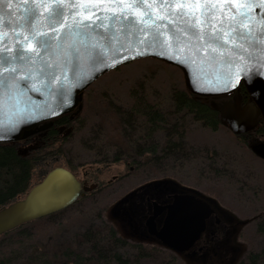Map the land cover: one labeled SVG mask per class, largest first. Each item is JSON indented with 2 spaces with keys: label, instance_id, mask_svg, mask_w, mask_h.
<instances>
[{
  "label": "water",
  "instance_id": "1",
  "mask_svg": "<svg viewBox=\"0 0 264 264\" xmlns=\"http://www.w3.org/2000/svg\"><path fill=\"white\" fill-rule=\"evenodd\" d=\"M214 2L216 13L210 26L196 27L193 31L188 29L183 16L173 15L180 11L177 5L181 0L170 3L119 0L118 4L114 0H76V3L62 0L59 5L55 0H4L0 3V52L5 57L16 42L24 41L25 36L31 37L34 32L48 33L55 29L63 34L65 30L59 25L73 17L89 20L102 12L123 9L134 21L142 23L132 26L125 20L121 22L122 28L121 23L105 20L98 33L53 36L47 47L30 55L25 63L0 64V75L5 78L28 76L15 89L0 87V135L4 137L0 144H16L47 128L53 119L79 109L82 94L100 76L145 58L177 67L183 74L186 91L196 96H224L242 85L252 103L241 106L238 97L219 105L213 102L211 106L219 112L220 123L235 134L253 129L258 117L264 124V31L260 30L264 0L247 3L250 15L240 19L235 33L229 31V20L241 6L240 0ZM56 7L63 8L64 13L59 24L50 27L48 13ZM221 16L223 25L217 23ZM29 44L36 47L33 39L23 47ZM93 51L99 56L97 63L88 59ZM17 68L22 70L15 71ZM254 151L264 157V143L254 147ZM94 186H83L64 167L50 169L22 198L0 207V235L67 208ZM164 209L163 221L155 229L154 220ZM210 212L208 201L195 194L175 195L172 203L154 208L149 217L150 233L170 251L185 253L204 230Z\"/></svg>",
  "mask_w": 264,
  "mask_h": 264
},
{
  "label": "rangeland",
  "instance_id": "2",
  "mask_svg": "<svg viewBox=\"0 0 264 264\" xmlns=\"http://www.w3.org/2000/svg\"><path fill=\"white\" fill-rule=\"evenodd\" d=\"M172 86L186 90L183 74L177 67L151 58L123 64L100 76L82 94V109L77 114L78 122L74 124L72 134L65 135L61 142L56 140L40 146L38 150L40 153L50 151L48 148L50 146H59L60 150L51 152L50 159L39 160V166L33 173L31 186L38 183L50 169L58 166L69 169L80 180L86 173L92 172L93 178L95 180L98 178L103 183L111 179L112 175L125 174L119 187H117L118 183H113L116 188L110 193L94 190L89 196L79 197L62 212L52 215L48 222L42 220L30 227L35 234L34 249L38 252L45 251L49 264H63L62 258H58L61 255V248L68 243L69 247L74 248L73 234L76 231H81L88 222H96L94 219L96 215L106 219L107 208L115 198L134 186L152 179L170 177L206 196L214 194L219 198L221 205L232 208L241 218L250 217L262 209L260 203L263 204L262 200L264 201L262 189L264 179L262 181V177H259L260 181L257 178L258 173L255 172L257 165L254 168L250 167L255 158L247 148V142L242 143L222 126H219L217 130H211L192 123V120L187 118L189 125L184 132L191 157L177 168L176 172L169 175L165 173L147 177L139 171L128 175L129 162L107 165L90 163L91 154L83 148V144L99 119L94 108L99 105L100 96L110 98L114 104L126 107L130 102L128 91L136 88L137 92H143L148 100L159 107H164L168 104V93ZM17 147L19 150L23 149L18 144ZM67 162L71 163L73 168H70ZM215 167L218 168L217 171H214ZM23 196L24 194L18 198ZM233 198L234 201L231 202ZM259 237L255 235L252 224L243 230L244 241H241L245 243V252L260 250L264 247V238ZM145 247L153 257L141 259L140 264H159L161 261L167 264L170 259L173 264H199L187 257L156 250L152 246ZM245 252L239 254L238 260ZM127 253L133 256L131 254L133 251L128 250ZM17 264L23 263L17 261Z\"/></svg>",
  "mask_w": 264,
  "mask_h": 264
},
{
  "label": "trees",
  "instance_id": "3",
  "mask_svg": "<svg viewBox=\"0 0 264 264\" xmlns=\"http://www.w3.org/2000/svg\"><path fill=\"white\" fill-rule=\"evenodd\" d=\"M137 90L131 88L128 91L130 102L126 107L100 96L99 105L94 108L99 119L83 148L91 154L90 163L93 164L129 162L133 155L135 165L144 171L151 170L153 176L172 174L191 157L190 147L183 141L184 130L189 125L187 118L215 130L218 125L216 112L208 103L195 101L185 89L175 86L169 90L168 104L164 107L154 104ZM134 123L135 136L131 133ZM49 133L54 134V131ZM48 148L47 153L38 151L28 155L20 153L16 144H0V207L25 194L39 160L50 159L54 151L60 150L59 146ZM63 210L0 235V264H17V261L49 264L46 252L34 249L35 234L30 227L42 220L48 222L52 215ZM94 219L96 222H88L81 231L73 234L74 248L69 247V243L61 248L58 258H62L63 264H140L141 259L148 256L144 254L149 251L147 247L126 242L101 215ZM128 250L136 255L129 256ZM159 264L166 263L161 261ZM167 264H173L172 260ZM236 264H264V247L249 251Z\"/></svg>",
  "mask_w": 264,
  "mask_h": 264
},
{
  "label": "flooded vegetation",
  "instance_id": "4",
  "mask_svg": "<svg viewBox=\"0 0 264 264\" xmlns=\"http://www.w3.org/2000/svg\"><path fill=\"white\" fill-rule=\"evenodd\" d=\"M186 93L197 102L208 103L211 109L216 112L218 125L215 130H217L219 126H222L228 129L231 134H233L239 140H241L242 143L247 142V148L255 158V160L252 161L254 163H251L250 167L253 166L254 168L256 165L258 166L255 172L258 173L257 178L262 177L263 181L264 157H261L254 151V147L260 145V143H264V124L261 117H258L256 126L250 131L235 134L228 127L223 126L220 123L219 112L211 106L213 102L219 105L223 101H233L234 97L240 98L241 106L246 103H252L244 87L240 85L234 92L230 94L211 98L196 96L189 93L188 91H186ZM141 94H143V92H141ZM169 94L170 93H168V95ZM81 109L82 104L80 102L79 109L53 119L50 123V126L47 128L38 130L29 137L18 141L16 145L18 144L23 147V149L19 151H21L23 154L29 155L36 151L38 152L42 144H50L56 140H60L61 142L65 135L73 133L74 124L78 122L77 114ZM51 130L54 131V134L50 135L49 132ZM131 130L132 135L134 134L133 136H135V123L133 124ZM183 141L188 145V143L185 141V138ZM129 159V163L124 160L109 163H128V175L134 174L135 171H139L147 177L152 176L151 170L144 171L135 165L136 160L133 158V155H130ZM131 162L134 163L130 164ZM107 164L108 163H104V165ZM217 170L218 168L215 167L214 171ZM92 174L94 173H86L81 178V180L76 177L85 187L95 185L90 191H86L84 195L80 197L89 196L92 191L97 189L104 191V193H110L116 188L113 186V183H118L117 187H119V185H121V181L125 178V174L112 175L111 179L103 183L98 178L95 180ZM92 179L95 182H93ZM158 181L166 182H164V184L155 186L154 183ZM262 189L264 190V188ZM182 193H192L205 199L211 206V212L205 221L204 230L200 233L193 247L185 253L177 254L162 246L150 233L152 226H150L149 217L153 214L155 207H164L172 203L173 197ZM232 201H234V198L231 200V202ZM262 202L263 204L260 203L262 206L261 210L250 217L241 218L233 211L232 208L221 205L219 198L216 195L213 194V196H206L194 188L182 185L176 179L162 177L134 186L126 192H123L119 197L115 198L107 208V217L105 220L111 225L117 235L128 243L140 246H152L159 248L161 251L167 250L175 255L193 259L199 264H236L240 260H238L239 254L245 252V243L242 242L244 241L242 238V233L247 226L252 224L254 226L255 235L264 238V201L262 200ZM113 208L114 210L112 213ZM165 213L166 210L164 209L162 213L154 220L155 229L160 227ZM248 252L246 251L241 258H243ZM131 254H133V256L136 255L134 252ZM144 254H148V256L153 257L151 252H144Z\"/></svg>",
  "mask_w": 264,
  "mask_h": 264
},
{
  "label": "snow or ice",
  "instance_id": "5",
  "mask_svg": "<svg viewBox=\"0 0 264 264\" xmlns=\"http://www.w3.org/2000/svg\"><path fill=\"white\" fill-rule=\"evenodd\" d=\"M4 0H0V3H3ZM57 5H59L62 0H55ZM72 3H76V0H70ZM134 2L139 3L141 0H134ZM161 3H170L171 0H160ZM251 2V0H240V5L236 10V15L231 16L229 20V31L235 33L236 25L239 23L240 19L247 17L250 15L249 11L246 10L247 3ZM114 3L118 4L119 0H114ZM186 5L188 6L186 8ZM198 5V7H197ZM177 7L180 9L178 13H174L173 15L177 16H183L188 24V29L195 30L196 27H200L201 29L204 27H209L210 23L212 21L213 15L216 13V5L214 0H181V3L177 5ZM74 10V9H73ZM99 11V10H97ZM64 13V9L61 7H56L52 11L48 13V19H49V26L53 24H59V19L61 15ZM141 16L144 15V13L140 14ZM53 17L55 19H53ZM105 20L116 23H121L122 21H129V23L132 26H135L137 22L142 23V21H134L132 16L126 11V10H111L99 13L96 16H93L89 20H83L79 17H73V19L70 22H67L65 24H60V28L64 29V33H60L59 31L53 29L52 31L48 33H40V32H34L31 37L25 36L24 41H18L16 42L14 48L11 50L10 55L8 57H5L2 52H0V64L3 63H11L13 65L15 64H23L28 60V57L32 55L33 53H38L42 48L47 47L52 40L53 36L60 37L61 35L66 36H87L89 33H98V30L100 26L102 25V22ZM218 24L223 25L224 18L221 16V19L217 21ZM261 24V31H264V20L260 21ZM31 27V25H29ZM121 27L123 28L124 25L121 23ZM142 30V29H141ZM29 39H33L35 41L36 47L33 48L31 44L28 45L27 48L23 47V44L28 41ZM71 48V43L69 45ZM119 55V53H117ZM88 59H90L93 63L99 62V56L96 54L95 51L91 55L88 56ZM122 59L126 60L127 57H122ZM115 59L113 60V63H115ZM74 66V65H73ZM102 67H107L109 65L101 64ZM22 69L17 68L15 71H21ZM99 71V69H96ZM28 78L27 74L25 76L14 78V77H8L5 78L3 75H0V87L7 86L9 88H17L21 82L26 81ZM83 83H87V80H84ZM239 83V80H237L236 84ZM236 84H233L232 87H236ZM4 137L0 135V139H3Z\"/></svg>",
  "mask_w": 264,
  "mask_h": 264
}]
</instances>
